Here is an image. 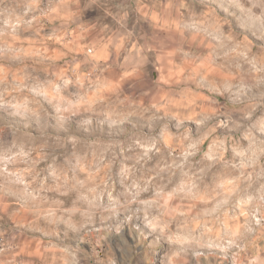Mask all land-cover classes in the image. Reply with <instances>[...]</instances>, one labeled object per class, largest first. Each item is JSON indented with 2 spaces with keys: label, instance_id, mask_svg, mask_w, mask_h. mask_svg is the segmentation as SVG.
<instances>
[{
  "label": "clouds",
  "instance_id": "clouds-1",
  "mask_svg": "<svg viewBox=\"0 0 264 264\" xmlns=\"http://www.w3.org/2000/svg\"><path fill=\"white\" fill-rule=\"evenodd\" d=\"M0 264H264V0H0Z\"/></svg>",
  "mask_w": 264,
  "mask_h": 264
}]
</instances>
